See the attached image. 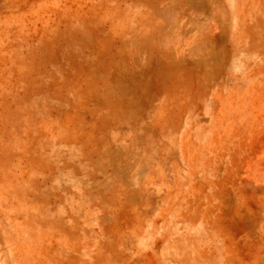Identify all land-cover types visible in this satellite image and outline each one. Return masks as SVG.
Returning <instances> with one entry per match:
<instances>
[{"label": "rangeland", "instance_id": "374dc122", "mask_svg": "<svg viewBox=\"0 0 264 264\" xmlns=\"http://www.w3.org/2000/svg\"><path fill=\"white\" fill-rule=\"evenodd\" d=\"M0 264H264V0H0Z\"/></svg>", "mask_w": 264, "mask_h": 264}]
</instances>
